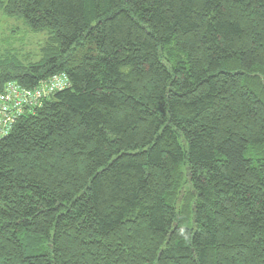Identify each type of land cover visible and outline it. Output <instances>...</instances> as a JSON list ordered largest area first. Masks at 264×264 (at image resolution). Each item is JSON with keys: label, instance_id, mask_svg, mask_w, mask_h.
Returning a JSON list of instances; mask_svg holds the SVG:
<instances>
[{"label": "trees", "instance_id": "trees-1", "mask_svg": "<svg viewBox=\"0 0 264 264\" xmlns=\"http://www.w3.org/2000/svg\"><path fill=\"white\" fill-rule=\"evenodd\" d=\"M66 86L0 139V264H264V0H0ZM20 29V28H18Z\"/></svg>", "mask_w": 264, "mask_h": 264}, {"label": "built area", "instance_id": "built-area-1", "mask_svg": "<svg viewBox=\"0 0 264 264\" xmlns=\"http://www.w3.org/2000/svg\"><path fill=\"white\" fill-rule=\"evenodd\" d=\"M66 86L65 76H53L34 89H26L15 82H8L0 92V139L6 136L26 109L39 106L40 102Z\"/></svg>", "mask_w": 264, "mask_h": 264}, {"label": "rangeland", "instance_id": "rangeland-1", "mask_svg": "<svg viewBox=\"0 0 264 264\" xmlns=\"http://www.w3.org/2000/svg\"><path fill=\"white\" fill-rule=\"evenodd\" d=\"M46 38V34L30 33L17 21L0 14V54L12 46L21 52L19 55L22 59L28 58L31 62L36 61Z\"/></svg>", "mask_w": 264, "mask_h": 264}]
</instances>
